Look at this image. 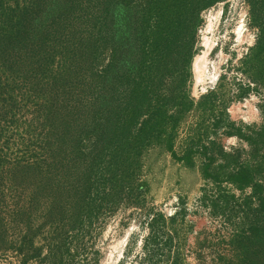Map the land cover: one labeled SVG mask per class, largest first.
Listing matches in <instances>:
<instances>
[{"label": "trees", "instance_id": "obj_1", "mask_svg": "<svg viewBox=\"0 0 264 264\" xmlns=\"http://www.w3.org/2000/svg\"><path fill=\"white\" fill-rule=\"evenodd\" d=\"M219 1L0 0V178L14 194L8 203L0 190V228L23 232L20 264H66L101 215L142 205L153 147L187 165L203 155L213 212L232 206L240 217L231 264H264V125L225 124L249 143L246 158L211 137L175 150L186 117L201 115L188 140L215 108L212 91L196 99L185 82L201 11ZM246 2L258 34L243 62L264 87V0ZM11 136L21 151L13 160ZM44 229L36 247L28 236Z\"/></svg>", "mask_w": 264, "mask_h": 264}, {"label": "rangeland", "instance_id": "obj_2", "mask_svg": "<svg viewBox=\"0 0 264 264\" xmlns=\"http://www.w3.org/2000/svg\"><path fill=\"white\" fill-rule=\"evenodd\" d=\"M200 17L190 76L185 83L196 99L212 91L210 101L215 108L204 119L199 136L188 140L185 138L196 128L201 115L192 111L186 117L175 143L176 154L181 155L191 141L199 145L202 136V142L214 138L225 151L246 158L249 143L235 134H225L224 130L230 128L225 126L228 121L243 127V131L264 125V87L248 76L243 62L248 48L256 41L258 29L251 23L246 0L219 1L203 9ZM211 18L215 25L209 30ZM238 29H242V37ZM207 37L213 44L209 50ZM204 53L199 77L196 62ZM9 140L11 147L5 154L13 160L21 151L15 145L17 136ZM213 150L219 162L218 147ZM144 155V177L150 190L143 204L121 205L101 215L91 232L79 234L78 253L66 259V264H231L232 240L237 234L234 224H239L240 217L234 213L237 207L232 206L224 213L219 208L213 212L205 194H213L216 185L201 173L203 155L195 153L193 165L175 159L164 147H153ZM0 190L7 194L8 203L13 202L14 194L8 191L4 178H0ZM232 190L240 194L239 190ZM0 206L4 212L5 203L1 202ZM35 222L38 224V219ZM2 230L0 264H20L22 257L15 247L19 246L23 232ZM45 234L44 229L28 237L37 247L44 242ZM9 244L14 247H8ZM28 261L40 264L36 258Z\"/></svg>", "mask_w": 264, "mask_h": 264}, {"label": "bare ground", "instance_id": "obj_3", "mask_svg": "<svg viewBox=\"0 0 264 264\" xmlns=\"http://www.w3.org/2000/svg\"><path fill=\"white\" fill-rule=\"evenodd\" d=\"M214 18L215 19H217L218 18V15H216V16H214ZM215 24H214V22H213V19L211 18L210 19V22H209V24H208V26H207V28L210 30V29H212L213 28V26H214ZM239 30V34H240V37H242L243 35H244V33L242 32V29H238ZM205 43H206V45H207V50H209V49H211L212 48V41L209 39V37H207L206 38V40H205ZM206 50V51H207ZM205 57H206V55H205V53L202 55V57H199L198 59H197V62H196V66H197V68H199L198 69V71H197V74H198V76L199 77H201V75H202V73H201V67H202V65H203V62H204V59H205Z\"/></svg>", "mask_w": 264, "mask_h": 264}]
</instances>
